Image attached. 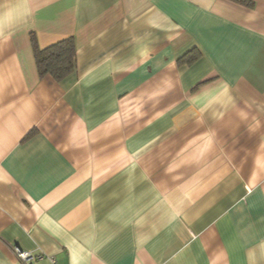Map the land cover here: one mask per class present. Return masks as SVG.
<instances>
[{"label": "crops", "instance_id": "crops-1", "mask_svg": "<svg viewBox=\"0 0 264 264\" xmlns=\"http://www.w3.org/2000/svg\"><path fill=\"white\" fill-rule=\"evenodd\" d=\"M248 2L0 0V264H264ZM33 35L74 37V72L41 76Z\"/></svg>", "mask_w": 264, "mask_h": 264}, {"label": "trees", "instance_id": "trees-1", "mask_svg": "<svg viewBox=\"0 0 264 264\" xmlns=\"http://www.w3.org/2000/svg\"><path fill=\"white\" fill-rule=\"evenodd\" d=\"M236 1L243 4H250L248 0ZM32 45L36 64L41 76L51 74L56 80L61 81L74 72L77 50L74 37H69L45 49H41L35 35H33ZM193 60L195 59L193 58ZM189 61L192 62L191 59Z\"/></svg>", "mask_w": 264, "mask_h": 264}, {"label": "built area", "instance_id": "built-area-1", "mask_svg": "<svg viewBox=\"0 0 264 264\" xmlns=\"http://www.w3.org/2000/svg\"><path fill=\"white\" fill-rule=\"evenodd\" d=\"M18 258L22 261V262H27L28 260L32 259L33 255L30 252L27 251H23L21 250L19 247L14 248Z\"/></svg>", "mask_w": 264, "mask_h": 264}]
</instances>
